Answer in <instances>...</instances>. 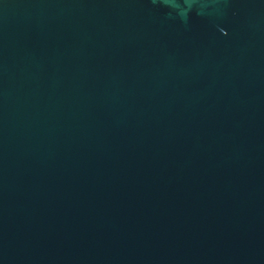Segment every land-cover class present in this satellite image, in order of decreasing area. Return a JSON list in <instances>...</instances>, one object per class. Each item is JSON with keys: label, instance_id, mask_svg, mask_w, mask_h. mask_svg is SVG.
<instances>
[{"label": "water", "instance_id": "1", "mask_svg": "<svg viewBox=\"0 0 264 264\" xmlns=\"http://www.w3.org/2000/svg\"><path fill=\"white\" fill-rule=\"evenodd\" d=\"M0 264H264V0H0Z\"/></svg>", "mask_w": 264, "mask_h": 264}]
</instances>
